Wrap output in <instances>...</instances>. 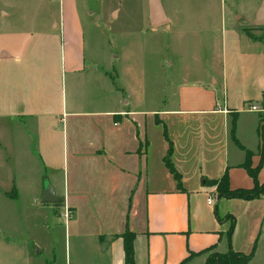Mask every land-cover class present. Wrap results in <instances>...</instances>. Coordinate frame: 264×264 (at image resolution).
Listing matches in <instances>:
<instances>
[{"label": "crops", "instance_id": "crops-1", "mask_svg": "<svg viewBox=\"0 0 264 264\" xmlns=\"http://www.w3.org/2000/svg\"><path fill=\"white\" fill-rule=\"evenodd\" d=\"M223 1L143 0V29L137 34L147 31L157 40L165 35L173 49L181 47L185 33L196 36L193 47L202 45L205 39L198 35H216L218 20L222 24L221 52H216L221 78L211 74L206 90L198 81L180 84L175 107L144 110L136 105L139 96L129 95L125 87L124 94L118 88L113 91L111 54L107 68L106 55L88 50L86 27L93 31L98 27L93 12L86 19L77 0H58L56 17L45 29L28 32L23 50L7 56L2 52L0 123L12 121L27 144L24 153L38 160L44 172H60V190L54 183L50 186L63 204L46 207L52 206L58 215L64 207L73 213L63 225L65 264H124L125 231L134 234V264H205L209 250L225 253L229 247L243 254L252 251L247 264L259 256L264 194L249 201L214 197L210 194L214 187L206 184L226 173L229 189L252 188L255 181L241 166L244 150L252 153V167L260 162L257 129L262 112L248 107H262L264 76L249 89L257 82L256 73L264 70V46L236 26L224 28ZM253 2L247 10L235 6V15L250 19V33L262 34L264 29L253 25L261 0ZM109 13L116 19L121 10L112 8ZM193 47L188 48L189 56L196 60L199 55ZM231 64L240 79L236 95L228 90L224 70ZM245 116L251 117L247 127ZM232 122L237 142L231 136ZM162 123L169 139L157 129ZM5 147L0 140V148ZM169 148L179 183L165 165ZM9 176L13 178L11 172ZM12 182L0 191L5 199L19 195ZM256 182H264V157ZM39 186L42 192V182ZM11 191L14 195L7 196ZM237 204L247 210L240 221L238 212L226 208ZM228 213L235 219L230 246L225 235L229 223L222 219ZM36 246L35 254L41 253L43 247Z\"/></svg>", "mask_w": 264, "mask_h": 264}, {"label": "rangeland", "instance_id": "rangeland-1", "mask_svg": "<svg viewBox=\"0 0 264 264\" xmlns=\"http://www.w3.org/2000/svg\"><path fill=\"white\" fill-rule=\"evenodd\" d=\"M77 1L86 19L88 13L93 12L92 19L98 27L96 31L86 27L85 37L89 41L88 50L106 55L105 64L107 68H109L108 61L111 54L109 69L113 76V91L118 88L120 93L124 94L125 87V91L129 95L132 93L138 95L136 105L140 106L139 108L153 110L159 106L175 107L178 104L177 92L180 84L198 81L203 84V86L201 85L202 89L206 90L209 89L206 83L210 82L211 74L221 78V57L216 55V52L218 54L221 52L222 24L219 20L216 35L214 33L198 35L205 39V43L202 45L197 43L193 47L191 42L196 36L185 33L181 47L177 46L173 49L172 45L167 44L165 35L160 34L157 40V38H152L155 36L147 31L143 34H137L136 31L141 32L140 30L143 29L140 20V15L145 9L143 0ZM253 3V0H224V28L227 30L231 25L240 30L250 27L247 24V20L250 19L241 17L240 14L235 15L234 7L242 6V10H244L243 7L247 10L248 6ZM112 8L121 10V14L116 19L109 13ZM57 12L58 0H0V56L2 52L8 55V53L12 54L23 50L27 43L28 32L45 29L50 18L56 17ZM86 25L91 24L87 23ZM128 28L133 31L132 34H125ZM172 33H174V29H172ZM258 33L254 35H261ZM171 43L173 44L172 41ZM190 47H193L192 50L199 55L196 60L189 56L190 50L188 48ZM168 59L170 64H167ZM233 68L231 64L227 65L224 70H226L225 73H227L226 76L230 85L228 90L236 95V93H240V79ZM263 76L264 70L261 68L253 77L257 79V82H252L249 90L259 84L258 78ZM169 81L170 83H168ZM148 119V126L150 127L153 124V117L149 116ZM250 120L251 117L245 116L244 127H247ZM11 123L12 121L0 123L2 128L0 140L8 146L0 148V191L7 189L6 184L11 183L13 179L12 183L18 188L19 195L9 200L0 194V264H65L67 253L63 238L65 220L62 213L60 215L54 214L52 206L46 207L52 203L48 204L41 201V194L44 190L41 192L39 186L41 182L43 187L54 183L60 190L62 177L59 171L44 172L38 160L24 153L27 144L21 142L17 130L13 129L16 126H12ZM156 123L161 122L157 119ZM163 127L157 126V129L159 133L161 132V136L165 129L166 135L164 136L169 139L164 124ZM168 152L171 153L170 148ZM170 153L168 154L169 159ZM173 170L178 174L174 167ZM10 172L13 178H10ZM212 180H206V184L209 185ZM38 186L39 191L37 192ZM213 187L210 194L216 197V186ZM6 193L10 197L14 195L13 192ZM202 197L205 199L204 194ZM33 200L35 203H32ZM214 205L215 203H213V207H215ZM55 206L60 207L56 204ZM226 208L238 212L239 221L240 218L246 216L247 210H244V204L226 206ZM222 219L228 220L229 223L225 231V235H227L232 222L235 223V219L229 213L225 214ZM243 241L241 234V244ZM72 242L71 251L73 250ZM36 244L43 247L41 253L35 254L34 247ZM232 251L240 253L239 251ZM217 253L220 252L211 249L207 255L211 257ZM258 255L251 264H264L263 232L260 236Z\"/></svg>", "mask_w": 264, "mask_h": 264}, {"label": "trees", "instance_id": "trees-1", "mask_svg": "<svg viewBox=\"0 0 264 264\" xmlns=\"http://www.w3.org/2000/svg\"><path fill=\"white\" fill-rule=\"evenodd\" d=\"M254 27L258 29H264V27H257V26H254ZM243 30L248 37L260 41L264 46V33H262L259 36H255L252 33H250V31H248L249 29L245 28ZM261 104H262L263 111H261L262 114L260 116V122H259V126L257 129L259 138H260V162L256 167H252L251 162H250L252 153L248 150H244L245 157H244V161L241 164V166L245 168L247 173L254 179L255 184L252 188H249V189H232L231 190L228 187L227 174L224 173L219 179L212 180L209 184V186H216V192L219 197H231V198H237V199H243V200L249 201V200L257 199L261 195L264 194V182L263 183L256 182L257 174L261 167L262 159L264 157V91L262 92ZM233 133H234V122H232L231 136L235 140ZM164 135H166L165 130H164ZM169 153L170 152H168L165 156V165L172 172L174 178L179 183L180 177L173 170V167L168 157ZM13 191H14V188H13ZM55 204L59 206L63 204L62 197H59ZM234 226H235V223L232 222L227 232V239H228L229 246H230V241H231V236L234 230ZM121 237L123 240L124 264H134V257H133L134 234L129 231H125L121 234ZM251 256H252V251L248 254L236 253V252H233L232 249L229 247L227 253H217L215 255H212L211 257L207 255L205 264H247L248 261L251 259Z\"/></svg>", "mask_w": 264, "mask_h": 264}, {"label": "water", "instance_id": "water-1", "mask_svg": "<svg viewBox=\"0 0 264 264\" xmlns=\"http://www.w3.org/2000/svg\"><path fill=\"white\" fill-rule=\"evenodd\" d=\"M253 25L257 27H264V0L261 3L255 13ZM7 56V55H4ZM41 201L43 203H55L57 198L55 197L54 190L52 186H46L42 193Z\"/></svg>", "mask_w": 264, "mask_h": 264}, {"label": "built area", "instance_id": "built-area-1", "mask_svg": "<svg viewBox=\"0 0 264 264\" xmlns=\"http://www.w3.org/2000/svg\"><path fill=\"white\" fill-rule=\"evenodd\" d=\"M248 108H249L250 110H253V111H259V112L263 111V108L260 107V106L257 105V104H251ZM207 203H208V204H211V203H212V197H209V198L207 199ZM72 214H73V213H72V210H71L70 208H68V207H64V208H63L62 216H63V218H64V220H65L66 222L69 221V219L71 218Z\"/></svg>", "mask_w": 264, "mask_h": 264}]
</instances>
